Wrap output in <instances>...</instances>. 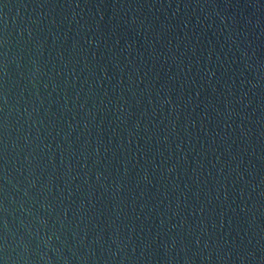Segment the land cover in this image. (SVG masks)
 I'll use <instances>...</instances> for the list:
<instances>
[{
  "label": "water",
  "instance_id": "95a60500",
  "mask_svg": "<svg viewBox=\"0 0 264 264\" xmlns=\"http://www.w3.org/2000/svg\"><path fill=\"white\" fill-rule=\"evenodd\" d=\"M0 264H264V0H0Z\"/></svg>",
  "mask_w": 264,
  "mask_h": 264
}]
</instances>
